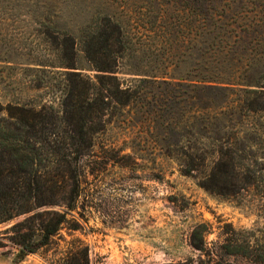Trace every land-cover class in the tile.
<instances>
[{
    "label": "trees",
    "instance_id": "16d2710c",
    "mask_svg": "<svg viewBox=\"0 0 264 264\" xmlns=\"http://www.w3.org/2000/svg\"><path fill=\"white\" fill-rule=\"evenodd\" d=\"M56 3L0 0V66L23 55L46 66L35 54L40 41L50 40L65 75L62 110L0 100V223L23 217L7 228L18 248L14 262L47 245L61 227L77 228L71 210L80 194L79 159L94 146L96 130L106 133L115 109L124 123L151 124L160 135L154 149L178 154L185 174L205 190L232 194L249 182L238 176L249 171L245 157L261 135V124L248 118L264 113V0H154L151 14H99L78 38L57 21L60 43L39 29L50 21L41 9ZM26 21L30 31L13 27ZM79 52L92 62L98 85L83 73ZM131 52L137 63L127 82L117 74ZM144 58L155 72L139 69Z\"/></svg>",
    "mask_w": 264,
    "mask_h": 264
},
{
    "label": "rangeland",
    "instance_id": "374dc122",
    "mask_svg": "<svg viewBox=\"0 0 264 264\" xmlns=\"http://www.w3.org/2000/svg\"><path fill=\"white\" fill-rule=\"evenodd\" d=\"M56 1L41 9L50 21L39 29L59 36V43L64 28L78 38L86 28H94L99 14L114 13L123 19L151 14L156 8L154 0ZM130 25L135 32L136 23ZM37 49L35 55L46 66L28 64V55L0 66V100L11 106L62 110L65 75L57 64L61 52L50 40L40 41ZM134 55L131 52L121 62L117 74L127 82L134 77L128 73L136 67ZM77 59L86 68L83 73L98 85L92 62L82 52ZM148 60L139 69L155 72ZM120 114L113 111L106 133L96 130L94 146L79 159L80 194L71 210L77 228L61 227L47 245L14 262L18 248L12 244L14 232L7 228L23 217L0 223V264H264V113L248 118L250 125L261 124V135L245 157L249 171L238 176L250 180L232 194L202 188L196 177L185 174L178 154L168 158L154 149L160 135L151 124L135 119L124 123Z\"/></svg>",
    "mask_w": 264,
    "mask_h": 264
}]
</instances>
